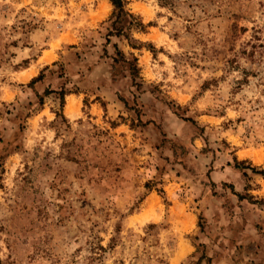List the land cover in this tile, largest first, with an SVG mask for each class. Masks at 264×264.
I'll use <instances>...</instances> for the list:
<instances>
[{"label": "clouds", "instance_id": "obj_1", "mask_svg": "<svg viewBox=\"0 0 264 264\" xmlns=\"http://www.w3.org/2000/svg\"><path fill=\"white\" fill-rule=\"evenodd\" d=\"M0 264H264V0H0Z\"/></svg>", "mask_w": 264, "mask_h": 264}]
</instances>
